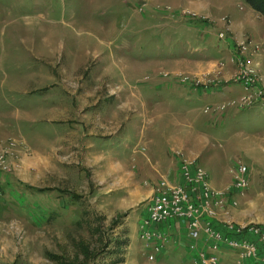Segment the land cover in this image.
I'll return each instance as SVG.
<instances>
[{"label": "rangeland", "instance_id": "obj_1", "mask_svg": "<svg viewBox=\"0 0 264 264\" xmlns=\"http://www.w3.org/2000/svg\"><path fill=\"white\" fill-rule=\"evenodd\" d=\"M247 74L255 90L242 101ZM228 87L216 102L187 95ZM161 93L172 114L153 108ZM34 96L61 111L30 102L16 113ZM262 98L264 18L243 0H0V264H212L195 263L188 240L150 260L139 225L187 163L208 178L219 221L264 227ZM185 108L204 133L195 145ZM124 131L130 142L82 138ZM159 140L168 160L151 154ZM217 172L227 184L214 188ZM217 264L238 263L222 251Z\"/></svg>", "mask_w": 264, "mask_h": 264}, {"label": "built area", "instance_id": "obj_2", "mask_svg": "<svg viewBox=\"0 0 264 264\" xmlns=\"http://www.w3.org/2000/svg\"><path fill=\"white\" fill-rule=\"evenodd\" d=\"M251 75L240 80L246 91L242 101L253 97L256 79ZM258 102H264V98ZM181 171L179 183H167L171 195L161 190L156 192L158 194L149 200L146 216L140 222L139 237L143 247L150 251L149 259L162 255L165 244L169 243L170 237L161 227L179 220L187 233L186 250L195 263L217 264L223 251L233 252L238 264H264V227L219 221L210 209V203L216 206V202L209 201L208 178L200 170L194 172L187 163ZM246 173L247 168L238 164L235 178L240 191H246L248 187Z\"/></svg>", "mask_w": 264, "mask_h": 264}, {"label": "crops", "instance_id": "obj_3", "mask_svg": "<svg viewBox=\"0 0 264 264\" xmlns=\"http://www.w3.org/2000/svg\"><path fill=\"white\" fill-rule=\"evenodd\" d=\"M208 62H210V63H217V60H208ZM233 91H234L233 88L231 89V88L228 87V88H225V89H223L221 91L215 90V91H212V92H209V93L206 92L204 94H200L198 92H195L194 93V92H188L187 91V95H192V96H201V95H204L206 97V100L204 102H209V101L216 102V101H218L220 99H223V98L229 96ZM18 93H20V91H18ZM21 94L22 95H29V94H32V93L27 92V91H22ZM161 95H163V93H161ZM164 97L165 96L163 95V97L158 98L157 100L153 101L154 102L153 103V108H156V110H161V111L164 110V113L167 112L168 114H172L173 113V111H172L173 109L170 110V107L173 106L175 108L174 105H176V102H175V100H173L171 98H169L168 100H165V99H163ZM166 98H168L167 95H166ZM162 101H164V102H162ZM30 102H33L34 103V106L37 105V104H39L38 106H40L42 112L44 110H47L49 112H52V111L53 112H57L58 110L61 109V106H62V104L61 103H58L57 100H49V101L44 100V101H42L40 99V97L37 98L36 96H34V98H30V99L26 100L25 103L22 104V107H21V110L20 111L19 110L17 111V108H15L14 111H17L16 113H24V114L32 113L31 111H23L22 112V109L24 108V106L28 105ZM6 111L9 114H13L11 111H8V110H6ZM177 111L181 112L182 116H185V117L189 118L190 120L195 116V111L193 109H190V108H185L183 110H177ZM4 112L5 111H0L1 114H3ZM5 116L6 115H4L3 118ZM3 120H7V119H3ZM29 121H35V120H29ZM192 121H193V119H192ZM191 124L194 127H196V130L198 131L197 132V135H196L197 136V139H195L194 136L189 137L190 142H192L193 145H195L194 142L195 141L200 142V134H203L204 135V133H202L200 131V125H201L200 122L198 123L196 121L195 122L193 121ZM62 126L63 125L61 123L60 124H52V129H54V130H61L62 129ZM127 132H129V131H124L123 134H113L111 136H103V137L101 135H98V134H95V133H91L90 132V133H88L86 135L83 134L82 135V138H86V140H88V141H94V142L97 141V143L98 142L99 143H102L106 139H111V138H113L115 136L121 135V137L123 138V140L129 141V139L131 138V136ZM148 136H150V135L148 134ZM205 136H207V138H208V136L210 137V135H207V134H205ZM129 142H127L125 144V148H129V150L131 152V157H133V154L134 153L132 152V147L137 146L138 143H139V141H137L132 147L129 144ZM157 143H160V144H158V145H152L151 146V149H150L153 158L155 160H159L160 157H162V156L165 157L166 156L167 157V160H168V151L170 149L169 148V143H163L160 140ZM158 167H160V170L163 173H165L167 175L170 174L169 171L166 170V167H164V166H158ZM136 169H137V167H136ZM166 171H167V173H166ZM211 178H210L211 179V183H212V186L214 188L215 187H223V186H225L227 184V182L225 180L226 179L225 176L223 174L219 173V172H217L215 174V176L214 177H211ZM213 178H215V179L213 180ZM212 180H213V182H212ZM175 181L176 180L174 179L173 182H175ZM142 215H143V211L141 213V217H142ZM161 229L164 230V231H166L167 234L169 235V237H170L169 243L172 241L171 244H169V243L168 244H165V249H164V252H163V254L161 256H163L164 254H166V255H168V254H174L175 252L176 253H183L184 248L182 247L181 244L182 243L184 244L185 241L187 240V237H186L187 236V233L185 231L184 224L183 223H180L179 220H175V221L171 222L169 224V226H167V225L166 226H163V227H161Z\"/></svg>", "mask_w": 264, "mask_h": 264}, {"label": "trees", "instance_id": "obj_4", "mask_svg": "<svg viewBox=\"0 0 264 264\" xmlns=\"http://www.w3.org/2000/svg\"><path fill=\"white\" fill-rule=\"evenodd\" d=\"M243 2L245 6L264 18V0H243Z\"/></svg>", "mask_w": 264, "mask_h": 264}]
</instances>
